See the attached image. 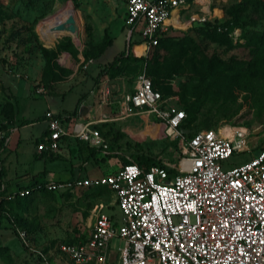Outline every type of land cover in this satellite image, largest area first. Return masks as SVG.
Segmentation results:
<instances>
[{
  "label": "rangeland",
  "instance_id": "374dc122",
  "mask_svg": "<svg viewBox=\"0 0 264 264\" xmlns=\"http://www.w3.org/2000/svg\"><path fill=\"white\" fill-rule=\"evenodd\" d=\"M240 4L241 0H212L209 6L208 19L219 14L218 10L213 11L211 8L221 11V20L229 18V11L236 16L237 23L230 31L228 44H219L195 33L191 27L196 21L190 22L189 25L188 20H185L189 18L190 13L189 16L187 13L183 16L182 28L173 30L171 36L179 39L186 35L192 36L196 44L194 61H252L256 51L260 49L258 43L252 42L255 36L264 33V17L261 12L251 7L235 13L234 8ZM123 9L122 0H3L0 10V82L9 88L17 108L13 110L9 95L0 91V125L2 120L14 117L18 129L16 148H9L4 153L7 176L27 173L50 180L63 177L50 170L55 160H50L44 155L34 156L33 138L44 129V115L47 112L53 115L71 112L77 97L80 94H88L91 78L86 84L66 93L62 99L57 96H46L44 99L40 93L30 96L25 91L24 76L28 78V69L34 67L35 62L41 61L42 74L37 83L45 90L71 89L81 83L79 79L83 76L96 78L102 67L108 65L120 51L128 47L122 30ZM61 17L78 20L77 37L74 38L71 34H57L52 41H48L40 34V30ZM104 37L109 44L104 43ZM58 45H67V48L57 49ZM43 50H46L47 54H43ZM151 54L152 50L149 49L145 59L151 58ZM80 55L83 59L91 58L93 63L85 69H80L77 66L82 59ZM45 56L49 57L48 69L43 68ZM261 58L259 66L262 67V74L247 82L231 79L232 74L226 71L204 74L198 64L197 70L191 71L190 65L183 63L165 80L167 86L161 89L162 95L168 98V103L175 107L195 108V119L188 127L190 131L229 125L239 127L246 135L250 151L233 154L224 161L225 166L242 162L257 149L264 147V55ZM142 69L146 72L144 60L121 65L111 77L113 80L109 78L114 85L112 97L121 99V96L129 94L136 74ZM108 106L111 114L117 113L115 102ZM10 112L13 116L9 118ZM22 119L32 125H20ZM147 124L143 129L138 119L113 122L111 127L104 131L107 132V151L111 152V155L93 151V158L89 163L96 161L99 169L108 174L117 169L121 158L131 155L134 157L136 154L151 157L165 165L176 164L179 153L171 145V139L160 136L155 126ZM220 131L230 133L228 126L222 127ZM59 163L63 165L67 162ZM101 189L100 193L96 192V188H78L67 194L43 192L7 204V212L15 218V222L9 227L4 219L0 220V244H5V247L0 246V264H39L36 256L28 253L20 244L14 234V227L25 232L33 249L47 252V255L52 254L50 258L53 263L69 264L64 256H58L59 245L71 240L72 244L80 243L86 239L92 208L102 206L104 211L112 213L114 218L119 217L112 191L108 188ZM2 235H6L5 238L1 239ZM121 245L120 240L116 238L109 240V259L113 258L114 252ZM109 259L106 264H113Z\"/></svg>",
  "mask_w": 264,
  "mask_h": 264
},
{
  "label": "built area",
  "instance_id": "2783aa9c",
  "mask_svg": "<svg viewBox=\"0 0 264 264\" xmlns=\"http://www.w3.org/2000/svg\"><path fill=\"white\" fill-rule=\"evenodd\" d=\"M122 1L125 38L128 44L141 41L143 57L159 37L176 29L171 21L174 11L195 5L201 14H190L188 22H202L208 19L210 4V0ZM2 5L0 0V9ZM175 18L180 22L179 14ZM92 62L91 58L83 59L81 69ZM34 92L45 94V89L37 85ZM119 114L120 118L146 116L160 136L176 141L179 159L176 164L162 163L164 166L145 170L128 162L118 165L113 173L96 177L34 181V191L73 192L106 185L114 195L119 217L95 206L86 239L60 244L58 256H64L69 264H106L108 242L116 238L122 245L109 259L113 264H264V147L242 162L225 166L224 161L233 154L250 151L246 135L229 125H224L230 130L228 135L220 131L224 126L184 135L179 129L184 111L152 88L143 69L136 74L133 90L123 96ZM44 117L47 132L35 144L37 153L57 151L68 137L107 149L105 138L94 126L105 120L104 115L97 121L62 122L49 112ZM7 136L0 128V152ZM166 167L176 173L169 176ZM4 191L0 183V199L10 200L30 190ZM14 234L39 264H59L49 260L52 254L33 249L21 228L14 227Z\"/></svg>",
  "mask_w": 264,
  "mask_h": 264
},
{
  "label": "trees",
  "instance_id": "16d2710c",
  "mask_svg": "<svg viewBox=\"0 0 264 264\" xmlns=\"http://www.w3.org/2000/svg\"><path fill=\"white\" fill-rule=\"evenodd\" d=\"M248 7L253 8L257 12H261L262 16L264 17V0H241V4L238 5L236 8H234L235 9L234 12L237 13L238 11H244ZM228 14H229V18H227L226 20H221V18L213 17L212 19L204 20L202 22H194L191 29L194 30L195 33L207 39H210L213 42L219 44H226V43L228 44L230 43V38H231L230 31L234 29L233 27L237 23L236 16L233 15L231 11H229ZM171 34L161 36L157 39V43L154 46L150 47V49L152 50V54H151V58H149L148 60L145 59V56L135 57L129 51L130 45L134 44L132 49H133V53L135 54V48L137 46L135 44H139L141 42L139 39H135L132 42H129L128 48L120 51L108 65L102 67L100 71L97 73L96 78L94 80H96L97 77L103 75H106L107 77L111 78L116 73V71H118L121 65H127L136 61L144 60L146 66L145 74L150 78L152 88L158 90L161 96L164 97L161 93V89L167 86L165 80L169 79L172 73L176 72L180 68V66L183 65V63L185 65H190L191 71H196L197 70L196 65L198 64L201 67L200 69L202 73L209 75H211V73L214 72H223V71L230 72L232 74L231 79L237 82H247L249 80H253L257 78L259 75H261L263 72L262 67H260L259 64L262 61L261 56L264 55V33L261 36H255V38L253 39L252 43L255 42L258 43L260 45V49L256 51V53L254 54V59L252 61L245 63L238 61L226 62L220 59H214V60L206 59L203 61L202 60L194 61L196 44L192 36L186 35L184 36V38L179 39V38H175L174 36H171ZM103 41L105 44H109V41L106 40V37H104ZM61 48L66 49L67 45L57 46V49H61ZM43 54H47L46 50H43ZM86 58L89 57H85L84 59ZM49 66H50L49 57L45 56L43 68L48 69ZM182 110L184 111L185 117L182 119L179 125V129L184 135L190 136L192 133L195 132V130L190 131L188 127L195 119L196 110L195 108H190L188 106L184 107V109ZM12 116L13 113L10 112L8 117L10 118ZM101 125L100 126L95 125V127L99 130L103 138H106L105 135L107 132L104 131L105 130L107 131L111 127L112 123L104 122ZM170 143L177 150L176 141L171 140ZM90 150L91 152H93L92 148ZM110 153L111 152H107L106 155H111ZM128 162H133L144 170L148 169L153 165L164 166L158 160L155 161L154 159L148 156L143 157V154H136L134 157H132L131 155L127 158H121L119 165ZM166 172L169 176L172 175L173 173H176L173 169L168 167H166ZM33 185H34V181L32 180L27 185L18 186L17 189L30 190L29 193L23 197H15L10 200L0 199V220L4 219L5 223L9 227L11 226L12 222H15L14 220L15 218L8 214L6 207L7 204L13 201L24 200L38 193H43V192L53 193L51 191H46L43 189H40L39 191H34L31 189ZM89 188H96V192L100 193L102 191L101 188H108V187L106 185H99ZM4 192H8L6 188ZM67 193H71V192L65 191V192H60L59 194H67ZM114 206H116L115 202H114ZM71 242H67V243H71ZM49 259L51 260L50 257Z\"/></svg>",
  "mask_w": 264,
  "mask_h": 264
},
{
  "label": "crops",
  "instance_id": "0c3cea01",
  "mask_svg": "<svg viewBox=\"0 0 264 264\" xmlns=\"http://www.w3.org/2000/svg\"><path fill=\"white\" fill-rule=\"evenodd\" d=\"M211 1L212 0H210V4H211ZM210 4H209V6H210ZM209 6H208L207 17H209ZM211 9L213 11H215V10L219 11V14H216L217 16H215V17L220 18L222 16L221 11L219 9H217V8H211ZM186 13L188 16H189V13L190 14H201V12H199V10H198V7L195 5L190 6V8L187 10H180L179 12L174 11L172 14L175 17L177 16V14H179V17H180L179 23L182 24L183 20H184L183 16ZM173 15H172V17H173ZM172 17H171V21H172ZM185 20L187 21L188 18H186ZM187 24L190 25L189 22ZM176 28H178V27H176ZM122 30H124L123 26H122ZM124 37H125V31H124ZM135 45H138V44H135ZM133 46H134V44L131 45V48H129V51L133 56L137 57L135 54L132 53V51H133L132 47ZM79 57H80V59L82 58L81 55ZM82 60H83V58L78 62L77 66L80 67ZM91 64H89V65H91ZM33 65H34V67L32 66L27 71L28 78H26V76H24L26 83L23 86L25 91H27L30 96L35 94V92H34V88L36 87L35 85L36 84L39 85L37 82L40 80V77L42 74V62L37 61ZM80 69H81V67H80ZM0 72H2V69L0 70ZM6 72H9V71H6ZM72 75H73V73L70 76L72 77ZM100 77H98L95 81H93V79H95V76H91V77L88 76L87 78H86V76L85 77L83 76L82 78L79 79V81H81V83H79L77 86H74L71 89H68V88H62V89L54 88L52 90L46 89L45 94H42V97L44 99H46V96H49V97L57 96V97H60L62 99L66 95V93L71 92V90L74 89L75 87L77 88L81 85L86 84L87 81L91 78V87H90L88 94H80L77 97L71 112H65V113H61V114L56 113L55 114L57 117H59L62 120V122L70 121L72 119H74V120H76V119H78V120H96L97 121L102 115H104L105 120L97 121L94 124V126L95 125L100 126L104 122L113 123V122H117V121L129 120V119L131 120L133 118V119H138L139 122L142 123L143 129H144L145 126L148 125L147 123H149L148 118L144 115H133V116L125 117V118H120L119 110H120V107L122 105V99H123L124 95L121 96V99L113 98L112 93L114 91V85L111 84V82H110V79H112V78L109 79V77H107L106 75L102 76L101 78ZM34 83H36V84H34ZM133 87H134V82H133L131 91L133 90ZM0 91L1 92L4 91L9 95V100L12 103L13 110H14V108L16 109L17 108L16 102H15V99L13 98V95L9 91V88L5 87L2 82H0ZM112 102H115L117 104V107H118L117 113H115V114L110 113V106H108L109 104L111 105ZM1 123L2 124L0 125V127L2 129L6 130L8 136H7L6 146L0 152V183L4 184V186L8 192L17 190L18 186L27 185L32 180L33 181H36V180H38V181H60V180L72 179L74 177H96V176L108 174V173L102 172L99 169V167L97 165L98 163L96 161H94L93 164L89 163L90 159L93 158L92 152L90 150L91 148L93 149V151H100L104 155H106V153L108 152L107 151L108 148L105 151H102L100 149L91 147L82 141L68 137V138H64L62 140V142L59 146V149L57 151L37 153L35 150V154H34L35 157H39L41 155H44L45 157L49 158L50 160H55L52 162V168L50 170L53 173L62 175L63 177H58L57 179L50 180V179H44L41 177L37 178L35 175H28L27 173L22 174L20 176H18V175L7 176L6 175L7 171H6V168L4 167V160H5L4 153L9 148H10L9 150H14L16 148V146L18 144V136H17L18 129L15 126L14 117H13V119L2 120ZM20 123H21L20 125H25V124L32 125L31 122L27 123L23 119L21 120ZM66 123L67 122H65V125H64L65 127H67ZM46 132H47V130H46V125H45L42 132L33 138L34 148H35V144L44 137ZM106 143H107V141H106ZM59 161H61V163H62V161H65L67 163L60 165ZM23 181H24V183L22 184ZM5 236L6 235H2L1 239H2V237L5 238ZM1 245L5 247V244H0V246Z\"/></svg>",
  "mask_w": 264,
  "mask_h": 264
},
{
  "label": "bare ground",
  "instance_id": "6f19581e",
  "mask_svg": "<svg viewBox=\"0 0 264 264\" xmlns=\"http://www.w3.org/2000/svg\"><path fill=\"white\" fill-rule=\"evenodd\" d=\"M67 17V16H66ZM67 20H71L73 22V24L75 25L76 29H75V32L78 31V28H79V22L78 20L75 18H72V17H69V18H58L57 20H55L53 23L43 27L41 30H40V34L45 37L48 41H52V39H54V37L57 35V34H71L72 37L76 38L74 32H70V31H67L66 28H63V29H60V30H54V26L59 24V23H64L65 21ZM172 22H173V25L176 26V27H181L183 26V24L179 23L175 16L173 15L172 17ZM78 33V32H77ZM144 46L143 44H138L135 48V54L136 56L140 57V56H143L144 55V50H143ZM150 125V124H149ZM224 135H228L227 133H222Z\"/></svg>",
  "mask_w": 264,
  "mask_h": 264
},
{
  "label": "water",
  "instance_id": "95a60500",
  "mask_svg": "<svg viewBox=\"0 0 264 264\" xmlns=\"http://www.w3.org/2000/svg\"><path fill=\"white\" fill-rule=\"evenodd\" d=\"M66 28L67 31L74 32L75 36L77 37V31L75 32V25L71 20H67L64 23H59L54 26V30H60Z\"/></svg>",
  "mask_w": 264,
  "mask_h": 264
}]
</instances>
